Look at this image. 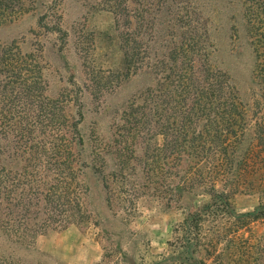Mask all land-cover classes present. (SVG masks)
Listing matches in <instances>:
<instances>
[{"label":"trees","instance_id":"obj_1","mask_svg":"<svg viewBox=\"0 0 264 264\" xmlns=\"http://www.w3.org/2000/svg\"><path fill=\"white\" fill-rule=\"evenodd\" d=\"M53 1L0 0V25L35 9L36 27L63 40ZM88 1L92 11L111 16L117 55L109 74L90 79L94 93L89 99L105 100L106 92L148 64L154 82L126 101L110 119V134L95 142L80 129L81 99L74 97L75 111L69 115L64 101L45 93L37 50H23L16 40L0 42V237L12 252L30 248L37 235L87 223L88 174L97 178L106 205L113 186L129 194L143 186L162 198L185 191L205 194L203 209L215 204L229 209L227 190L239 180L258 186L264 197V121L251 124L234 83L209 65L206 27L192 26L194 19L176 13L179 41L149 63L142 38L144 1ZM243 17L254 59L252 79L264 100V0H243ZM125 22L133 23L132 32L122 29ZM110 74H117L113 83ZM156 136L160 143L150 145ZM256 169L262 173L254 183ZM198 215L189 213L187 219ZM234 216L264 217V199ZM6 254L0 252L3 264H12Z\"/></svg>","mask_w":264,"mask_h":264},{"label":"rangeland","instance_id":"obj_2","mask_svg":"<svg viewBox=\"0 0 264 264\" xmlns=\"http://www.w3.org/2000/svg\"><path fill=\"white\" fill-rule=\"evenodd\" d=\"M143 1L142 38L149 63L161 57L171 43L179 41L181 28L174 22L175 14L189 15L194 19L192 26L207 29L209 65L226 73L234 83L248 108L251 124L264 121L263 92L252 79L254 59L245 32L243 0H164L161 6H156L158 0ZM88 3L53 1L54 18L65 31L63 40L37 28L36 12L32 9L13 22L0 25V42L16 40L23 50H37L47 96L64 101L69 115L75 111L74 97L81 99L80 129L99 142L110 134V119L117 117L126 101L137 91L152 86L149 72L153 66L148 64L141 74L123 79L113 91L105 93V100L89 99L94 93L90 79L109 74L107 69H114L117 55L111 16L92 11ZM176 7H182L181 12ZM161 13L164 21L158 19ZM125 25L122 29L132 32L133 23ZM110 75L113 83L117 74ZM160 141L156 136L150 139V145ZM257 170L252 173L256 176L254 183L261 178L262 169ZM85 181L90 215L87 223L37 235L30 248L18 247L14 252L0 237V252L7 253L6 259L12 264H264V217L234 216L254 210L263 201L256 185L247 187L240 180L233 183L227 190L230 208L224 210L217 204L203 209L208 199L205 194L185 191L162 198L143 186L134 194L118 193L114 186L109 188L106 205L97 178L88 174ZM224 185L227 183L222 185L226 190ZM192 212L199 215L194 220L187 219ZM3 261L5 258L0 255V264Z\"/></svg>","mask_w":264,"mask_h":264}]
</instances>
